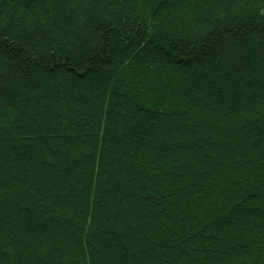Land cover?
Returning <instances> with one entry per match:
<instances>
[{
  "label": "trees",
  "instance_id": "1",
  "mask_svg": "<svg viewBox=\"0 0 264 264\" xmlns=\"http://www.w3.org/2000/svg\"><path fill=\"white\" fill-rule=\"evenodd\" d=\"M0 264H264V0H0Z\"/></svg>",
  "mask_w": 264,
  "mask_h": 264
}]
</instances>
